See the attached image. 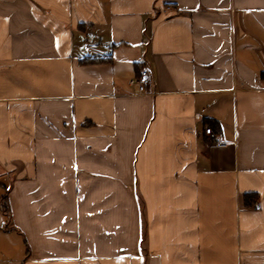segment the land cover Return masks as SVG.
Returning a JSON list of instances; mask_svg holds the SVG:
<instances>
[{"label": "crops", "instance_id": "crops-1", "mask_svg": "<svg viewBox=\"0 0 264 264\" xmlns=\"http://www.w3.org/2000/svg\"><path fill=\"white\" fill-rule=\"evenodd\" d=\"M0 264H264V0H0Z\"/></svg>", "mask_w": 264, "mask_h": 264}, {"label": "built area", "instance_id": "built-area-1", "mask_svg": "<svg viewBox=\"0 0 264 264\" xmlns=\"http://www.w3.org/2000/svg\"><path fill=\"white\" fill-rule=\"evenodd\" d=\"M151 82V75L148 69L142 67L138 75L135 76L134 78L130 79V84L134 85L138 92H145L147 90L148 85ZM205 133L214 137V132L212 131L211 127H206L205 128ZM220 145H224L220 143ZM258 206V205H257Z\"/></svg>", "mask_w": 264, "mask_h": 264}, {"label": "trees", "instance_id": "trees-1", "mask_svg": "<svg viewBox=\"0 0 264 264\" xmlns=\"http://www.w3.org/2000/svg\"><path fill=\"white\" fill-rule=\"evenodd\" d=\"M258 195L256 193H244L242 195V202L245 206H251L256 202ZM1 208L4 212L8 209V204L4 195L1 196Z\"/></svg>", "mask_w": 264, "mask_h": 264}]
</instances>
